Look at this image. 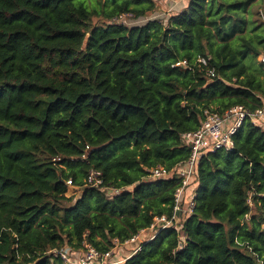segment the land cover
I'll return each mask as SVG.
<instances>
[{"label":"trees","instance_id":"1","mask_svg":"<svg viewBox=\"0 0 264 264\" xmlns=\"http://www.w3.org/2000/svg\"><path fill=\"white\" fill-rule=\"evenodd\" d=\"M157 5L0 0V264L104 253L171 219L181 179L150 171L189 159L182 136L205 111L261 107L264 0H185L168 17ZM232 142L197 163L192 213L123 264H264V129L244 122Z\"/></svg>","mask_w":264,"mask_h":264},{"label":"built area","instance_id":"2","mask_svg":"<svg viewBox=\"0 0 264 264\" xmlns=\"http://www.w3.org/2000/svg\"><path fill=\"white\" fill-rule=\"evenodd\" d=\"M259 62L264 68V54L258 56ZM210 58L197 57L196 63L206 66ZM187 66L185 61L178 62L174 67ZM210 78L214 77L212 70L207 72ZM244 122H250L251 125L264 129V100L260 108L254 112L245 110L242 106H234L226 110L223 114L215 112H204V120L199 128L182 136L185 145L190 148V157L183 164L178 165L174 170L166 171L161 167L150 171L149 178L169 179L173 174L181 179V187L175 193L174 214L171 219L164 216L155 218L153 224L147 230H142L124 243L113 242V247L104 253L97 251L90 245L83 244L80 250H71L68 247L53 249L47 252L57 258L62 264H123L133 254L140 250L141 244L151 241L159 230L173 227L176 224L177 213L191 214L194 207V194L188 196L183 203L184 189L194 181L195 167L202 157L213 155L218 151H229L232 146V136L241 128ZM101 173L91 171L86 183L92 187L99 188L102 184ZM70 184V181L67 182ZM117 191L110 190V194H116ZM175 229L178 227L174 226ZM148 233H152L151 238H145ZM122 248H131V252L123 259L120 257Z\"/></svg>","mask_w":264,"mask_h":264},{"label":"rangeland","instance_id":"3","mask_svg":"<svg viewBox=\"0 0 264 264\" xmlns=\"http://www.w3.org/2000/svg\"><path fill=\"white\" fill-rule=\"evenodd\" d=\"M159 6V13L160 16H166L168 17L169 15L175 14L179 12L182 8V6L185 4V0H154ZM264 13V9H263ZM125 23H129L130 21L128 20H123ZM132 24V22H130ZM257 62H259V58H257ZM70 195L73 194L69 193ZM153 234L148 233L145 238H151ZM120 257L123 259L126 255H128L131 252V248H122L120 251Z\"/></svg>","mask_w":264,"mask_h":264},{"label":"water","instance_id":"4","mask_svg":"<svg viewBox=\"0 0 264 264\" xmlns=\"http://www.w3.org/2000/svg\"><path fill=\"white\" fill-rule=\"evenodd\" d=\"M177 216H178L179 218L182 217V213H181V211H179V212L177 213Z\"/></svg>","mask_w":264,"mask_h":264},{"label":"crops","instance_id":"5","mask_svg":"<svg viewBox=\"0 0 264 264\" xmlns=\"http://www.w3.org/2000/svg\"><path fill=\"white\" fill-rule=\"evenodd\" d=\"M184 6H186L185 4L182 6V8L181 9H183L184 8ZM183 215V214H182Z\"/></svg>","mask_w":264,"mask_h":264}]
</instances>
